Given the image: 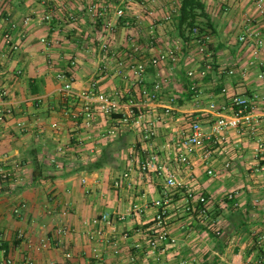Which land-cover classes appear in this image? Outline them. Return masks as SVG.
Here are the masks:
<instances>
[{
  "label": "crops",
  "instance_id": "obj_1",
  "mask_svg": "<svg viewBox=\"0 0 264 264\" xmlns=\"http://www.w3.org/2000/svg\"><path fill=\"white\" fill-rule=\"evenodd\" d=\"M90 1L103 7L107 0H0V91L7 90L11 111L0 121V262L264 264V244H258L264 235V45L255 57L254 44L240 41L247 24L264 39L259 0H204L215 28L214 66L205 76L199 44L184 42L174 23L181 0H117L98 16L89 12ZM49 8L51 22L43 19ZM117 8L126 16L119 18ZM170 48L176 61L155 64ZM139 62L147 65L141 77L134 71ZM61 72L66 80L57 77ZM159 73V98L143 99V87ZM93 86L135 100L156 136L145 141L139 128L120 123V114H99L91 125L74 117ZM236 95L252 100L253 122L241 119L225 140L180 148L193 122L210 132L220 115L232 117ZM151 152L159 162L142 171ZM172 176L207 196L213 229L185 210V188H171ZM167 197V230L176 240L151 247L157 202ZM105 213L111 225L93 223ZM214 230L222 233L220 243Z\"/></svg>",
  "mask_w": 264,
  "mask_h": 264
},
{
  "label": "built area",
  "instance_id": "obj_2",
  "mask_svg": "<svg viewBox=\"0 0 264 264\" xmlns=\"http://www.w3.org/2000/svg\"><path fill=\"white\" fill-rule=\"evenodd\" d=\"M47 1V0H46ZM138 0H125L127 5H130ZM110 6L108 3L102 7L97 6L96 4H91L89 7V12L93 15H102L109 12ZM259 7L262 12H264V0H259ZM116 15L120 17L126 16V10L123 8H117ZM43 19L49 22L53 19L52 13H46ZM107 29H112V23L108 21L106 23ZM246 31L240 36V41L244 43H248L251 45V42L254 44V56L258 57L260 54V49L264 45V39L261 34V31L253 28L252 25L247 24L245 26ZM198 29L195 31L197 32ZM45 43H47L46 39H43ZM197 43L200 47V53L204 55V63L203 69L201 70V75L205 76L214 66V58L210 52V34L207 32L201 33L200 31L197 33L196 38ZM105 48L107 45L104 46ZM15 50L19 49V46L13 47ZM176 50L168 49L166 52H161L158 57H156L153 61L155 64L160 63L161 61H167L171 59L172 61H176ZM147 65L139 62L135 65L134 71L137 75L141 77V75L146 71ZM234 69L229 71L230 74H234ZM190 75H193L194 72L190 71ZM57 77L60 80H66V73H58ZM162 75L158 74V79L152 84V86L143 87L141 94L143 99H147L150 101L157 100L159 95L162 93L163 85H162ZM72 83L67 81L65 84V89L68 91L71 89ZM87 96L91 98L88 102H86L82 108L74 114L76 118H82L83 121L87 125H91L96 117L100 115L113 117L116 114H120L118 120L124 126L136 127L139 128L140 132H142L143 139L149 140L156 136L157 131L154 127L153 120H147L145 112L142 110L141 112H137L136 109L138 104L135 103V100L131 99L128 103L124 102V97L116 93L114 95H109L105 93H97L95 87L93 86L91 89L87 91ZM8 95L7 90L2 89L0 91V121L4 120V117L9 114L11 111L4 104V97ZM231 105L234 110V115L232 117H227L225 115H220L219 118L214 122L212 129L210 132L205 131L202 124L199 121L193 122L190 132L183 133L181 139L179 140V146L182 150L190 147H203L208 141L212 139L217 140H225V133L229 128L240 129L241 128V119H244L246 123H251L254 120L252 116V111L254 110V104L252 100H250L246 96L236 95L231 100ZM172 108L167 107L165 109L166 114H171ZM254 126H252L253 128ZM205 157H209V153L205 154ZM180 161L185 165H190L189 158L186 154L181 153ZM159 162V156L151 152L148 158L141 162L140 169L142 171H148L156 168L157 163ZM212 173V171H210ZM168 185L176 190H180L185 188L184 196L185 200V210L191 214L193 217L198 214V216L203 220L204 223L207 224L208 229H213L215 226V221L210 214L209 209V199L204 193L196 192L190 187H187L184 183L177 181L174 176L168 179ZM170 201V197H167L165 202L158 201L157 205L161 207V210L154 218V224L152 227V236L149 240L151 247L159 246V243L162 241L175 242V238L170 237L169 231L167 230V222H166V210L165 204ZM105 223L108 225L112 224V217L110 214L105 213L100 217H97L93 220L94 224ZM258 244L263 246L264 244V235L258 237ZM0 264H13V260L11 258L3 259ZM32 264V263H30ZM263 264V263H261Z\"/></svg>",
  "mask_w": 264,
  "mask_h": 264
},
{
  "label": "trees",
  "instance_id": "obj_3",
  "mask_svg": "<svg viewBox=\"0 0 264 264\" xmlns=\"http://www.w3.org/2000/svg\"><path fill=\"white\" fill-rule=\"evenodd\" d=\"M174 23L178 30V34L182 37L184 42L196 40L199 31L209 34L215 31L204 0H181L179 13L175 16ZM196 29H198L197 32L195 31ZM104 160L105 158H102L101 162ZM101 164L102 163H99L97 166H101ZM210 233L216 242L220 243L222 241L221 232H216L214 230Z\"/></svg>",
  "mask_w": 264,
  "mask_h": 264
},
{
  "label": "rangeland",
  "instance_id": "obj_4",
  "mask_svg": "<svg viewBox=\"0 0 264 264\" xmlns=\"http://www.w3.org/2000/svg\"><path fill=\"white\" fill-rule=\"evenodd\" d=\"M109 1V2H108ZM116 1L117 0H107L106 2H108V4H112L113 6H115L116 4ZM141 1H143V0H138V1H135L133 4H139ZM47 2H48V0H47ZM103 2V1H102ZM94 3H99L98 1H94V2H92V1H90V3L89 4H87V5H91V4H94ZM103 3H105V2H103ZM126 4V3H125ZM54 8H49V12H47V13H52V16H53V12H54V10H53ZM53 19H51L49 22H51Z\"/></svg>",
  "mask_w": 264,
  "mask_h": 264
}]
</instances>
